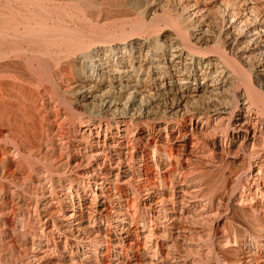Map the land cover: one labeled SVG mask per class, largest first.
<instances>
[{
	"label": "bare ground",
	"instance_id": "obj_1",
	"mask_svg": "<svg viewBox=\"0 0 264 264\" xmlns=\"http://www.w3.org/2000/svg\"><path fill=\"white\" fill-rule=\"evenodd\" d=\"M0 264H264V0H0Z\"/></svg>",
	"mask_w": 264,
	"mask_h": 264
}]
</instances>
